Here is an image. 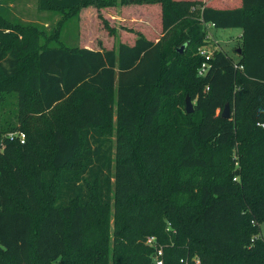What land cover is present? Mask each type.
<instances>
[{
  "label": "trees",
  "instance_id": "16d2710c",
  "mask_svg": "<svg viewBox=\"0 0 264 264\" xmlns=\"http://www.w3.org/2000/svg\"><path fill=\"white\" fill-rule=\"evenodd\" d=\"M105 2L114 0L38 6L68 12ZM131 2L160 4L161 36L137 33L116 51L39 47L37 35L11 48L0 11V93L17 94L25 134L23 144L2 140L10 125L0 120V264H153L149 237L163 264H264V240H253L264 221V0L202 5L204 23L241 32L238 60L214 52L204 76L197 1ZM62 112L71 114L68 130L57 123ZM46 126L49 158L38 136Z\"/></svg>",
  "mask_w": 264,
  "mask_h": 264
},
{
  "label": "rangeland",
  "instance_id": "374dc122",
  "mask_svg": "<svg viewBox=\"0 0 264 264\" xmlns=\"http://www.w3.org/2000/svg\"><path fill=\"white\" fill-rule=\"evenodd\" d=\"M131 1L114 0L112 4L102 3L101 7H82L75 11L58 12L53 10L41 11L38 0H0V11L6 13V18L12 28L4 32V35L7 36L6 45L11 48H18L23 44L26 37L35 35L39 38V44L37 45L39 47H51L57 45V43H63L73 49L87 48L92 50L114 49L116 51L119 42L130 44L137 33L143 34L147 39L151 38L157 41L161 36L158 21L161 12L160 4L150 6L135 4ZM195 1L197 3L191 10L192 16L196 22L198 21L205 35L203 45L199 50H204L210 54L220 51L236 61L238 59L237 50L240 45V30H215L209 25L202 24L200 19L202 5L205 6L209 3L212 5L223 0ZM10 90L5 86L0 93V120L10 125L6 129L9 132L10 130H16L15 133H24L19 128L16 120L17 94ZM194 104L195 101H192L193 107ZM69 115L71 114L62 112L57 116L56 119L60 128L70 129L68 121L64 119ZM230 115H232L231 112ZM51 130V127L46 126L38 135L42 140L40 153L44 155L43 158H49L52 154ZM8 131L3 133L2 140H5L10 134ZM109 131L114 137L116 132L114 123ZM29 145L31 148L37 149V145L31 140H29ZM80 162L81 159L78 158L70 165V168H75ZM236 168H238V164H235ZM49 198L50 196L47 195L46 199H41L40 206L42 209L50 205ZM109 218L110 245L112 246L114 232L112 209L109 212ZM259 231L264 240V221L260 223Z\"/></svg>",
  "mask_w": 264,
  "mask_h": 264
},
{
  "label": "built area",
  "instance_id": "2783aa9c",
  "mask_svg": "<svg viewBox=\"0 0 264 264\" xmlns=\"http://www.w3.org/2000/svg\"><path fill=\"white\" fill-rule=\"evenodd\" d=\"M202 24H205L206 26L209 25V27H213L212 24H208V23H204L202 20H201ZM214 28V27H213ZM198 53L201 57L204 58V61L201 63L200 65V68L198 70V76H204L206 74V72L208 71L210 65L208 63L207 60H209L211 57H212V54L204 51V50H198ZM235 68H238L237 65L234 66ZM241 69V67H239ZM261 127H264V124L261 125ZM8 138L10 140H13L14 138L17 139L21 144L24 143L25 141V134L24 133H10L8 134ZM233 181H237V178H233ZM253 225H255L256 223L255 222H252ZM257 225V224H256ZM253 240H262V237L260 234L256 235L253 237ZM146 245L148 247H151L154 249V260H153V264H163V259H162V256H163V250H162V247L158 246V244L156 243V239L155 237H149L147 238L146 240ZM192 262L194 264H199V261L197 259H193ZM180 263L182 264H190L187 260H184V259H181L180 260Z\"/></svg>",
  "mask_w": 264,
  "mask_h": 264
},
{
  "label": "water",
  "instance_id": "95a60500",
  "mask_svg": "<svg viewBox=\"0 0 264 264\" xmlns=\"http://www.w3.org/2000/svg\"><path fill=\"white\" fill-rule=\"evenodd\" d=\"M184 50V46L181 47L178 51L179 52H182ZM237 53L239 54L240 53V49L237 50ZM193 112V105H192V102L191 100L186 97L185 98V113L186 114H191ZM221 117L223 119H229L230 118V108L227 105H225V107L223 108L222 112H221Z\"/></svg>",
  "mask_w": 264,
  "mask_h": 264
},
{
  "label": "crops",
  "instance_id": "0c3cea01",
  "mask_svg": "<svg viewBox=\"0 0 264 264\" xmlns=\"http://www.w3.org/2000/svg\"><path fill=\"white\" fill-rule=\"evenodd\" d=\"M239 36L241 37V32H240V35H239ZM237 60H238V59H237ZM237 60H236V61H237Z\"/></svg>",
  "mask_w": 264,
  "mask_h": 264
}]
</instances>
